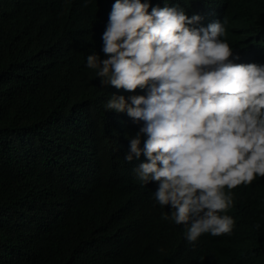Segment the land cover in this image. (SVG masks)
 <instances>
[{
  "label": "trees",
  "instance_id": "trees-1",
  "mask_svg": "<svg viewBox=\"0 0 264 264\" xmlns=\"http://www.w3.org/2000/svg\"><path fill=\"white\" fill-rule=\"evenodd\" d=\"M80 1L0 0V264H200L124 160L135 123L104 103L129 92L86 66ZM230 46L264 63V25ZM256 232L264 216L201 264H264Z\"/></svg>",
  "mask_w": 264,
  "mask_h": 264
},
{
  "label": "clouds",
  "instance_id": "clouds-1",
  "mask_svg": "<svg viewBox=\"0 0 264 264\" xmlns=\"http://www.w3.org/2000/svg\"><path fill=\"white\" fill-rule=\"evenodd\" d=\"M69 10L91 42L86 66L129 92L104 103L135 123L124 160H137L183 259L199 246L203 261L214 257L209 241L230 246L264 216V63L230 46L264 25V0H81Z\"/></svg>",
  "mask_w": 264,
  "mask_h": 264
},
{
  "label": "bare ground",
  "instance_id": "bare-ground-1",
  "mask_svg": "<svg viewBox=\"0 0 264 264\" xmlns=\"http://www.w3.org/2000/svg\"><path fill=\"white\" fill-rule=\"evenodd\" d=\"M75 5V4H74ZM215 15V14H214ZM203 16H206V14L205 15H203ZM212 16V15H211ZM207 25V24H206Z\"/></svg>",
  "mask_w": 264,
  "mask_h": 264
}]
</instances>
